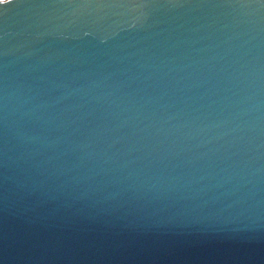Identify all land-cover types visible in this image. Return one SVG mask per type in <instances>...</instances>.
<instances>
[{
    "label": "water",
    "instance_id": "water-1",
    "mask_svg": "<svg viewBox=\"0 0 264 264\" xmlns=\"http://www.w3.org/2000/svg\"><path fill=\"white\" fill-rule=\"evenodd\" d=\"M0 264H264V0H0Z\"/></svg>",
    "mask_w": 264,
    "mask_h": 264
}]
</instances>
